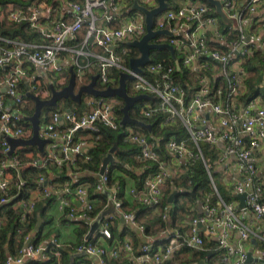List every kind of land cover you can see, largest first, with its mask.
I'll return each mask as SVG.
<instances>
[{
  "label": "built area",
  "instance_id": "2783aa9c",
  "mask_svg": "<svg viewBox=\"0 0 264 264\" xmlns=\"http://www.w3.org/2000/svg\"><path fill=\"white\" fill-rule=\"evenodd\" d=\"M142 2L149 9L157 4V0ZM235 4L236 0H224L222 5V11L230 21L228 28L236 33L235 38L227 40L220 33L219 14L203 0L189 1L174 9L167 8L156 15L153 29L166 28L171 32V35H162L166 39L160 42L174 48L173 59L176 62L153 60L149 55V61L140 66V72H134L129 64L132 58L140 56V52L128 43L140 39L146 33V26L144 14L140 11L132 14L131 5L124 7L119 0L72 2L64 17L50 19L48 29L40 22L45 8L50 13V6L35 3L26 9H12L7 18L14 22H28L31 29L39 31L40 38L36 42H28L0 36V90L3 89L0 92V150L6 156L0 160V206L8 202L12 180L10 171L21 166L18 151L23 147L17 146L8 155L6 137L29 138L32 135L31 125L22 123L25 119L22 111L25 93L30 91L41 99L49 98L51 86L66 85L64 72L70 71V67L75 73V82L76 77L82 81L83 77L92 75L96 70L97 89L116 87L119 74L124 72L132 75L133 90L152 97L140 100L144 102L138 112L143 118L160 116L161 126L179 124L184 127L185 138L178 140L171 136L167 140V157L162 159L155 141L146 132L134 129L131 124H120L122 113L119 117L117 110L121 98L106 101L105 97L90 95L85 103L89 110L80 113L69 108V111L65 109L63 112L56 110L46 123L40 125L39 137L50 142L47 143L48 148L44 146L43 155L38 151L33 157L32 152H27L26 156L31 158L27 164L47 167V162L52 161L58 166L72 163L76 167L77 156L89 147V141L74 134L83 130L92 135L101 125L120 130L122 141L119 150L135 149V158L142 161L145 168L155 167L143 189L137 191L130 188L128 191L138 203L147 206L159 204L166 179L176 174L182 163L198 160L202 161L208 173L215 202L206 199L200 203L197 212L181 223L182 229L166 226L157 238L146 236L144 226L136 222L134 214L123 209L120 185L110 183L107 165L103 173L99 172L91 192L108 191L110 196L105 207L111 201L147 242L134 249L128 240L113 246L97 245L86 240L76 246V252L95 257L99 264H163L173 260L181 247L187 246L219 252L221 264H264V173L262 162L258 163L261 157L264 160V151L261 152L264 103H260L258 98L246 104L239 101L245 76L243 59L255 50H264V0H248L239 11ZM247 20L262 32L260 39L256 32L244 25ZM84 28V38L78 40L77 35ZM215 39L226 46L225 51L210 44L209 41ZM183 70L189 72L186 78L183 77ZM46 76L53 77L52 81L45 82ZM115 80L117 84L112 85ZM178 80L184 81L185 85ZM22 82L25 88L20 86ZM125 86L129 95H138L129 93ZM189 89L192 91L189 92ZM200 142L216 148L213 154L217 166L225 171L235 168L236 173H232L227 183L234 201L227 202L221 197ZM89 159L88 155L83 157L84 161ZM36 183L27 199L14 204V207L22 209V227L18 233L24 231L23 226L38 201L60 192L72 194L78 203L74 205L70 199L61 198L58 202L60 211L73 219L89 220V223L96 219V216L90 215L94 203L88 187L78 184L70 188L44 174L37 177ZM22 184L24 181L19 179L18 185ZM59 185L63 186L62 190ZM33 190L36 194L31 195ZM237 194L245 195L243 206H239L240 201L235 197ZM170 207L169 202L162 207V219L166 222L170 221ZM113 217L116 218L113 214L106 215L99 225V232L106 238L112 236L109 221ZM31 233L26 234L17 254L7 257L2 264H22L26 258L35 256L43 260L47 258L45 245L35 246ZM156 239L166 240V243L153 247ZM253 239L255 242H252ZM52 243L60 246L56 239ZM248 253L250 260H247Z\"/></svg>",
  "mask_w": 264,
  "mask_h": 264
},
{
  "label": "trees",
  "instance_id": "16d2710c",
  "mask_svg": "<svg viewBox=\"0 0 264 264\" xmlns=\"http://www.w3.org/2000/svg\"><path fill=\"white\" fill-rule=\"evenodd\" d=\"M32 1L33 0H0V11L3 13V17L0 18V36L28 42H36L39 40V31L37 29H31L28 22H14L7 18V14L12 9L18 7H23L26 9V7L30 5ZM203 1L212 8V6L207 1ZM39 2L50 6V13L53 15L56 12H54V10L60 6L58 5V0H39ZM218 20L220 33L224 35V40L235 38L236 33L229 30L228 28L230 21H225L221 17H218ZM84 35L85 28L78 35V40H82ZM154 41L160 42V40L157 39ZM209 42L217 49L222 51L226 50V46L222 45L218 39L210 40ZM154 52L155 60H161L168 63L176 62L166 49H152L150 51V56ZM242 65L245 76L243 80V90L239 95V101L242 104H246L256 97L264 99V50H255L252 55L243 59ZM182 72L184 78L189 76V72L185 70ZM92 75H87L86 81H84L82 84L88 83ZM64 76L66 77L65 84H67L70 76L69 69L64 72ZM114 76L117 77V73H114ZM178 82L184 84V81L178 80ZM113 83L117 84V80H115ZM20 86L25 88V83L22 82ZM188 91L191 92L192 90L189 89ZM82 96L80 102H75L70 98H67L69 102L75 105V108H68L75 110L78 113L82 112ZM25 99H27L30 104L25 106L22 110L24 117L31 115L34 111V102L32 99L27 96H25ZM122 106L123 101L121 100L120 106L117 110L119 117L121 116L120 107ZM56 110L57 109L54 106H44L41 110L40 122L42 112L45 111L46 113L43 118L45 123L50 119L51 114ZM129 113L132 117L140 119L137 116L139 112L135 113L134 105L129 109ZM140 120L150 123L152 125L151 131L148 132L146 129H143L137 125L134 126L146 132L149 137L155 141L156 150L160 153L162 159L168 156L165 149V144L171 136H175L178 140L186 137V131L184 127L179 124L172 126H161L160 116H154L152 118ZM22 121V123H24L26 126L30 125L27 120L23 119ZM61 127H65V125H62ZM117 131L119 130H112L108 127L100 125L99 130L95 134L90 135V138L88 139L90 142H92V145L88 148L86 153H82L81 155L77 156L75 165L78 166L79 169L81 168V171L87 170L92 174L99 172L104 155L107 154L108 150L113 146L114 143L119 145L122 141V133L120 132L118 135H116ZM79 132L80 131L76 132L74 136ZM206 144L209 145L208 143ZM209 148H211L210 145ZM201 149L203 150L202 147ZM29 151L32 152L33 157H35L38 152L37 146H23L18 151V157L20 159L21 166L10 171L12 174V180L11 188L8 194V202L0 207V215L4 218V223L0 225V264H2L7 257L17 254L18 249L24 243V237L28 232L33 233L31 241L35 246L42 244L45 245L44 253L48 258L43 260L38 256L30 257L26 258L22 264H70V254L72 253L73 249L69 247H57L51 243V241L44 242L47 238V235L42 234V225H40L37 231L34 230L37 217L41 216L44 218L46 206L50 205V203L55 199V196L43 198L36 204L35 208L30 213L28 222L25 224V226H23L24 231L21 234L18 233V229L22 227V222L20 221L22 209L19 207H14V204L18 200L27 199L29 197L30 190L37 186V177L40 174L48 176V169H51L56 175L55 178L52 177L54 182L64 183L68 181L70 182V188H74L81 182H86L89 184V191L91 192L93 184L96 180L92 174L91 176H83L79 177L77 180H72L71 176L68 175V170H72L74 167L72 163H63L61 166H58L54 162L48 161L47 167H42L40 165H28L27 163L31 158L27 157L26 153ZM115 153L118 158V161L116 162L119 169H116L113 172L112 169L109 168V181L110 183L116 182L120 185V196L123 199V209L134 214L136 222L144 226V234L146 236L157 238L160 231L166 226L171 228L178 227L182 229L181 223L187 219L189 215L195 214L197 212V206L200 203H203L206 199H208L211 203L215 202V196L213 194L211 195L212 188L208 173L202 161L198 160L194 162L189 161L182 163V171H179V174L177 171L176 174L166 179L165 185L163 186V198L159 204L153 206L141 205L136 201L133 195L128 193V191L130 188H134L137 191L143 189L145 187V181L148 175L154 171L155 167L153 169H147L143 165L144 163L142 161L134 159L135 149H130L127 151L117 150ZM85 155H88L90 159L84 161L83 157ZM5 157L6 156L0 150V160ZM57 169L60 170L58 171ZM138 169H141V171ZM262 173H264V160L262 161ZM19 179H22L24 184L18 185ZM128 183L131 185L129 188H127ZM175 189H178L179 192L174 196L173 202L171 203V207L168 212L170 221L166 222L162 219V207L167 203L168 195ZM90 195L91 199L94 200V207L90 212V215L93 217L98 215V213L105 207L107 196L104 192H91ZM116 221L117 219L115 217L109 221L111 234H113L111 238H108V243L110 246H113L112 244L114 243V234L119 241H121L125 235L131 237L134 249H136L138 245L147 242L146 239L143 236L142 238L136 229H134L129 224H121L122 227L120 230H118V223ZM87 230V223H85L84 220H79V226L76 229L78 237L83 238ZM81 242H83L82 239L76 244V246ZM165 243L166 240L156 239L155 245H153V247H156L157 245H163ZM209 243L211 244V242ZM56 252L59 255V262L57 261ZM215 253L218 254L219 252L201 251L196 248L183 246L175 254L173 260L163 264H199L200 261H203V264H206V262L211 260V255H214ZM119 261L120 260H117V262Z\"/></svg>",
  "mask_w": 264,
  "mask_h": 264
},
{
  "label": "water",
  "instance_id": "95a60500",
  "mask_svg": "<svg viewBox=\"0 0 264 264\" xmlns=\"http://www.w3.org/2000/svg\"><path fill=\"white\" fill-rule=\"evenodd\" d=\"M170 0H157V4L155 7L149 9L141 4L138 3L137 0L133 1V5L131 9L140 11L144 14L145 19V26H146V33L138 40H132L128 44L134 46L140 52V56L136 58H132L130 60V67L134 72L142 71L141 67L146 62L149 61L150 51L152 49H166L169 51L172 58H175V51L174 48L165 42H153L152 40L159 35H171V32L168 31L166 28L164 29H153V20L156 15L163 12L165 9L168 8ZM193 1V0H191ZM210 5L215 8V11L219 16L227 21V17L222 11V5L224 0H205ZM97 75H92L90 81L86 84H82L78 87V90L75 91L74 88L76 86L75 82V73L70 67V76L67 84L63 86L61 89H55L51 86V95L47 99H41L39 96L27 91L25 95L32 99L34 102V111L31 115L25 116V120H27L32 129V135L29 138H14L7 136L6 140L9 144V150L7 152L8 155H11L14 149L17 146H28V145H35L38 147L39 152L43 155L45 153L44 146L50 142L48 139H44L39 137L38 130L40 127V115L41 110L44 106H56L58 100L62 98H70L75 102H80L82 94H89L96 97H108V96H117L123 100V106L120 108V112L122 113V118L120 120L121 125L131 124L137 125L143 129H146L148 132L151 131V124L146 123L140 119L132 117L129 113V109L138 101L142 99H151L152 97L147 94H138V95H129L126 91V80L131 79L132 75L128 73L121 72L119 74L118 85L116 87L108 86L105 89H97L96 82H97ZM69 111V109H67ZM117 149V143H114L113 146L108 150L107 154L102 158V164L100 167L99 172L103 173L107 165L111 162H114L113 153ZM179 192L178 189L173 190L167 198V202L172 203L174 196ZM107 197L110 196L108 191L104 192ZM244 194H237V197L240 201L239 206H243L244 204ZM113 214L114 216L118 217L121 222L126 223L127 221L122 217V215L114 208L113 203L110 201L107 208L102 210L96 217L93 222H90V230L87 233L86 240L89 239L94 232H96L99 228V225L103 218L108 215ZM42 219L40 216L37 217V222L35 224V231H37L41 225ZM86 222L89 223V220ZM252 242H255L253 239ZM29 243V240L26 244ZM250 253H248V259L250 260ZM200 264H203V261H200Z\"/></svg>",
  "mask_w": 264,
  "mask_h": 264
},
{
  "label": "crops",
  "instance_id": "0c3cea01",
  "mask_svg": "<svg viewBox=\"0 0 264 264\" xmlns=\"http://www.w3.org/2000/svg\"><path fill=\"white\" fill-rule=\"evenodd\" d=\"M58 1H59V4L58 5H60V6H59V8H56L54 10V12L56 11L54 13V15L48 13L49 11L47 10V8H45V11H43V13H42V19H41V22L40 23H41V26L45 27V29H48L49 28L50 22H51L50 19L57 18V17H64L65 16V13L64 12L66 11V9L70 5V3L76 2V1L81 2L82 0H58ZM133 1L134 0H119L120 4L123 5L124 7H126L127 5H130V4L132 6L133 5ZM137 1H138L139 4L144 5L143 2H142V0H137ZM189 1H191V0H183L182 3H187ZM247 1L248 0H236V4L235 5H236L237 10L238 11L239 10H242L241 8H244L246 6ZM35 3H40V2H39V0H33L30 5H33ZM41 4L42 5H46L44 3H41ZM263 9H264V6H263ZM258 13H259V11H258ZM48 14H49V17H47ZM244 25L247 26L249 29H252L254 32H256L257 35H258V39H260L263 36L262 32L259 29H257V26L255 24H253L252 21L247 20V21H245V24ZM52 78L53 77L49 78L48 76H46L44 78V81L45 82H51L52 81ZM0 92H3V89L0 90ZM256 98L260 99V103H264V99H262L260 97H256ZM76 136H77V138H83V139H87V140L90 138V135L87 133V131H83V130H80V132L77 133ZM91 145H92V142L89 141V147ZM119 145L117 144L116 151L119 150ZM89 147H87V149H84V153L87 152V150H88ZM45 148H48V144H46V147ZM37 149H38V147H37ZM263 151H264V142H263V145H262L261 152L263 153ZM113 156H114V162L118 161V158H117L115 152L113 153ZM262 158L263 157H261V159H259L260 162H258V163H261L262 162ZM134 159H136L135 156H134ZM111 163H113V162H111ZM109 166H110V163L108 164V167ZM77 167L78 166H76L75 169L73 167L72 170H68V175L71 176L72 180H77L79 177H83V176H88V175L91 176V174H92L91 172H89L87 170L81 171V168L79 169V167L78 168ZM141 169H142V167H141ZM141 169H138V170L141 171ZM57 170L59 171L60 169H57ZM47 171H48V173H49V175L51 177H54V178L56 177L55 173H53L51 169H48ZM217 171L221 172V175H223L225 177V179L227 180L226 183H228V181H229L230 176L232 175V173H236V170H235L234 167H231L230 170L225 171L224 169H222L219 166H217ZM92 175H94L95 180H97V178L99 176V172H97L95 174H92ZM114 183H116V182H114ZM58 184H64V185L67 184V185H69L70 182L66 181L64 183H58ZM79 184L80 185H84V186H86V187L89 188V184L86 183V182H81ZM129 187H131L130 183L127 184V188H129ZM59 189L62 190L63 189V186L62 185H59ZM35 192H36V190H33L32 193H31V195L36 194ZM162 193H163V189H162ZM61 198H68V199L71 200V202L74 205H77L78 204L77 201L74 199V197H73L72 194H70V193L67 194V193L60 192V193H58L55 196V199L50 203V205L46 206V209H45V212H44V218H42L40 216L41 219H42V222H41V225H42V234H46L47 235V238H46V240L44 242H50L51 241V243H52V241L54 239H56L59 242V244H60V246H58V247H63V248L69 247V248L73 249L72 250V253L70 254V259H71L70 260V264H99L97 262V260L95 259V257L87 256V255H83V254H79V253L76 252V247H75L76 244L81 239L83 241H86L87 233L90 230V223L84 221L88 225V230H87V232H86V234L84 235L83 238H79L78 235H77V232H76V229L79 226V220L70 218L69 215H67L65 212L60 211L58 209V202H59V200ZM40 201H38V202H40ZM93 203H94V200H93ZM107 206L104 207L102 210L106 209ZM96 217H97V215H96ZM116 219H117L116 222L118 223V226H117L118 230L121 229V227H122L121 224H129L128 222H126V223L121 222L118 217H116ZM1 220H2V223H4V218L3 217H1ZM31 236L33 237V233H31ZM140 236L142 237L141 234H140ZM113 238H114V240H113L114 243L112 245H121V243L123 241H127V240L132 243L131 237H129L127 235H125L122 238V240H121L122 242L117 239V237H116L115 234H114V237ZM87 240L90 241V242H92V243H95L97 245L110 246V244L108 243V238H106L105 236H103L99 231L94 232L92 234V236L89 239H87ZM119 242H121V243H119ZM42 245H44V244H42ZM139 246L140 245H138L137 248ZM157 246H159V245H157ZM56 256H57V261L59 262V255L57 254V252H56ZM199 264H200V262H199Z\"/></svg>",
  "mask_w": 264,
  "mask_h": 264
},
{
  "label": "rangeland",
  "instance_id": "374dc122",
  "mask_svg": "<svg viewBox=\"0 0 264 264\" xmlns=\"http://www.w3.org/2000/svg\"><path fill=\"white\" fill-rule=\"evenodd\" d=\"M183 0H170L169 1V6L168 8H176L178 7L179 5H182ZM198 1V0H197ZM132 14H138V11L137 10H132L131 11ZM219 16V15H218ZM80 34V32L78 33V35ZM77 35V36H78ZM155 39L157 40H160V41H164L166 39V37L162 36V35H159L157 36ZM154 54V55H153ZM151 58L154 60L155 59V52L152 53L151 55ZM97 73L96 70L93 71V74ZM55 76H58V75H55ZM87 79V76L83 77L82 81H80L78 79V77H76V86L74 88L75 91L78 90V87L84 82L86 81ZM116 83H112V85H115ZM133 84V80L132 79H129L127 80L126 82V85H127V89H128V92L131 93V94H138L139 92L133 90L131 88V85ZM55 88L59 89L61 88L60 86L58 85H54ZM90 97L89 94H83L82 96V104H81V110L82 112L86 111V110H89L90 107L87 106L85 103H86V99ZM105 100L106 101H115V100H120L117 98V96H108V97H105ZM143 102L144 101H138L135 105H134V109H135V113L137 112L138 113V109L143 105ZM30 104V102L24 98L23 102H22V105L25 107V106H28ZM57 110L63 112L65 109H67L68 107L70 108H75V105L71 102L68 101V99H65V98H62L60 100H58L57 102V105L54 106ZM45 111L42 112V116H41V122H40V125H43L44 124V116H45ZM137 116L140 118V119H145L143 118L139 113L137 114ZM46 123V122H45ZM133 128L134 129H137L139 130V128H136L134 125H133ZM120 133V130L116 132V135H118ZM200 146L203 148V151L206 155V158L208 160V163L211 165V173H212V176H213V179L217 185V189L219 190V193L220 195L223 197V199L227 202H230V201H234L235 198L233 197V194L230 190V186L227 185V180L225 179V177L223 175H221V172L217 171V163L215 161V155L213 154V152H216V148H209V145H207L206 143L204 142H200ZM110 169H112V171L114 172L116 169H119L117 167V162H113V163H110ZM179 171L181 172V168L178 169V174H179ZM119 173V172H118ZM116 173V174H118ZM215 253L214 255L212 254L211 255V260L209 262H206V264H221L220 262V253Z\"/></svg>",
  "mask_w": 264,
  "mask_h": 264
}]
</instances>
